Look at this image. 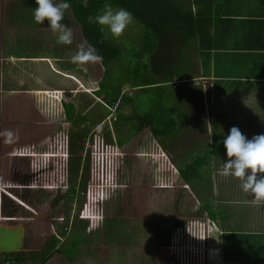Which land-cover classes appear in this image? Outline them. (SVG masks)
Returning a JSON list of instances; mask_svg holds the SVG:
<instances>
[{
  "label": "rangeland",
  "instance_id": "374dc122",
  "mask_svg": "<svg viewBox=\"0 0 264 264\" xmlns=\"http://www.w3.org/2000/svg\"><path fill=\"white\" fill-rule=\"evenodd\" d=\"M10 1L0 0V29L3 28V20H5L2 10L6 9ZM113 8L119 9L118 7ZM69 18L73 20L68 13ZM71 30L74 33V43H78L79 46L80 36L77 33V28L73 25ZM145 31V26L134 17L133 22L119 38H112L110 33L108 35L121 49L122 56L120 60L106 67V85H109L110 82L122 84L124 86L122 88L123 95H125L123 102H126V98L133 100L132 104H124L119 110L120 115L118 116L121 118L112 124L109 123V108L103 103L97 102L96 106L87 110L85 114L88 116L87 121L73 126L67 121L63 103L64 101H71L75 104L78 111L83 110L85 112L84 108L85 104L88 103V99L87 97L84 98L85 95L83 96L82 94H87L88 92L83 90L77 94L73 93L74 89H76L75 80L54 71L48 74L43 70V73H39L40 69L37 66L35 67L34 64L36 63L34 62L30 64L27 61L16 60L15 58L12 60L0 58V133H4L6 130L14 133L10 143H5L6 137L0 135L2 137L0 139V163L2 162L3 165V167H0V178H3L1 171H4L5 167L10 165L24 172L25 175L27 174V182L19 185L33 187L30 189L20 188L19 191H16L2 185L3 189H5L2 191L4 202L10 204V207H14L13 202L17 204L16 211L9 215L16 216L18 219L17 223H14L17 225L16 228L9 231V236L15 233L17 238L9 237L5 241L3 240V248L13 249L19 247L16 245L22 241L21 224L25 226L30 224L29 230L25 227L23 231L29 239L31 238L32 247L39 248L40 244L43 245L52 235L56 236L59 245L65 242H67L66 244L70 243L72 238L81 239L85 232L81 231L79 226H81L82 222L79 220H85L87 222L86 227L89 226V229L98 228L100 233H102L104 228L107 230V220L103 223V218L106 217L108 219L109 217V228L112 227L110 220L118 219L119 222L125 224L126 228L129 227L136 233L146 231V233L142 232V234H149L143 240L144 243L137 247L140 264H208L199 252L186 253L183 251V245L180 244V241L177 245L180 235L181 239H183L185 237L184 231L191 227L189 221L198 220V218L197 216L189 217L191 214L185 212V208L179 207L181 201H186V199L184 200L186 194L178 187V180L176 179V174H174L175 169L169 170L171 163L174 166V161L177 165L181 164L180 158L182 156L180 157V155L187 153V149L195 152L193 149H195L199 140L184 141L180 144L181 141L178 143V138L183 136V134L181 136H179L180 133H175L174 136L172 135L173 133L170 134L163 139H171V137H175V139L171 140L170 146L166 149L169 160L167 158L163 160L161 157L157 158L155 153L148 155L151 151L159 149L157 139V141H150L153 137L150 129L146 128L138 134L133 132V127L138 124L136 120H139L140 117L150 115L151 112H154V115L163 114L159 109H154L158 101L155 90L137 87L142 83V78L154 76H144L140 73V71L143 72L141 65L140 71L136 66L138 62L150 61V56L147 53L139 57L145 46ZM105 32H108L107 28H105ZM84 44L88 46L87 43ZM184 57L186 58V56ZM154 62L155 59H153ZM25 65L36 68V72L34 70V72L32 71L33 73L30 71L31 73L26 74L23 71L25 70ZM78 72L83 74L81 70H78ZM72 73H76L77 77H81L77 70ZM87 75L88 73H86V76L82 75V77L86 79L88 78ZM186 86V83L180 84L179 87L173 86L171 97L175 94V97L188 98L187 95L183 96ZM54 88L61 89L60 91L63 90L66 93L63 96H61L62 93L56 94L57 92L54 91ZM192 95L191 100L193 101L190 103L192 112L189 113V116L192 117L182 127L196 122L197 127L203 129L200 130L202 132L205 130L204 124H206L210 114L208 111L204 112L201 120L200 116L204 109L202 99L199 98L198 94L195 95L194 92H192ZM195 103L196 105H194ZM183 108L190 111L189 107L184 106ZM257 110L264 121V108ZM241 111H244L243 108ZM127 114L130 116H127ZM228 114L231 117L235 116L231 112H228ZM92 115L93 117H91ZM220 121L219 119L215 120L214 127L210 123L213 129L212 135L215 139L202 138L201 142L197 144L201 148V152H196V155H199V153L204 154L207 150L212 151L214 148L220 150L223 143L221 140L219 141L218 137L224 132L229 133L230 129L235 126L233 124L230 127V122H226L225 119ZM82 127L88 128V130L81 135V144L84 146L83 160L81 159L82 162L81 164L79 163L81 172L77 173L72 182L69 181L71 182L70 184L67 181L71 172L69 168L67 170L66 163L70 152L68 144L71 140L68 136L72 130L74 133L80 132ZM106 135H108V138L105 137ZM103 138H106V142L105 140L103 141ZM120 140H122V143H119ZM158 142L161 144L160 141ZM193 143L195 146H193ZM141 147L145 148L144 151H147V154L141 156ZM13 148L18 149L15 150V154L18 155L33 154L28 157L11 156ZM37 152H42V155L38 157L35 154ZM89 152L91 153L89 154ZM218 153L221 157L225 155V151H222V148ZM58 154H61V157H55ZM191 155L193 156L194 153L190 154L189 157ZM141 157L145 158L146 163L150 166L149 169L142 166ZM101 162H103L102 168L100 166ZM85 166H89V173L83 178ZM96 170H98L99 175L98 183L94 173L97 172ZM91 171L94 174L92 178L90 176ZM24 174L20 173L18 177H24ZM30 174H32V177H30ZM94 180L96 181L95 186L93 190H90ZM72 185L76 187V194L73 198H64V192ZM83 185L86 190L82 189ZM107 186H109L108 190ZM137 186L146 187L147 202L138 204V202H132L133 198L131 196H127V188L132 189ZM161 186L168 188L164 189V197L159 200L156 197L158 196V190L160 194L162 193V188H158ZM84 193L93 194L91 200L84 197ZM204 195L209 197L208 201L213 197L212 192L209 194L204 193ZM124 201L130 202V209L122 213L124 211ZM133 203L140 208L135 209ZM31 218L33 220H30ZM184 223L189 225L183 226L182 229V226L177 228V226L180 224L184 225ZM4 224L7 225L6 223ZM144 225L148 229H145ZM66 226L68 229H65ZM202 226L201 223H196L195 232L200 233ZM55 231L57 233L62 231L61 237H58ZM160 238L162 241L158 242ZM96 242L98 243L97 239ZM83 245L88 247V245ZM110 247L109 250L113 249V255L107 263L105 261V264H112V261L117 264H124V254L126 252L124 249L128 246L119 243L118 245L112 244ZM127 260L130 264H135V262L131 263L129 258ZM69 264L77 263L70 262ZM99 264L103 263L99 262ZM210 264L220 263L219 261H213Z\"/></svg>",
  "mask_w": 264,
  "mask_h": 264
},
{
  "label": "crops",
  "instance_id": "0c3cea01",
  "mask_svg": "<svg viewBox=\"0 0 264 264\" xmlns=\"http://www.w3.org/2000/svg\"><path fill=\"white\" fill-rule=\"evenodd\" d=\"M175 1L185 9H192L199 13L196 18H201V21L195 20L196 26L193 27L196 35L192 39H186V35L191 33L186 29L182 33H168L159 37L157 40L159 45L156 44L152 53H147L150 56V61L136 64L139 71L140 65L143 68V72L140 71L141 74L154 76L142 78V83L137 87L155 90L158 101L154 109L157 108L163 112V117H166L165 112H167L176 121V129L172 132L173 134H170L173 136L175 133H180L179 136L183 134L178 138V143L181 141L180 144L184 141L197 139L199 140L197 144H199L205 137L215 139L213 135H209L208 128L211 127L210 123L214 127L215 120L218 119L219 122L223 119L230 122V127L235 124L249 139L258 134H264V121L257 110L264 108V0ZM55 2L62 3L60 0H55ZM36 7H38L36 0H11L6 9L2 10L5 20H3V28L0 29V58L10 60L15 58L30 64L34 62L36 63L35 67L40 69L39 73H43V70L48 74L54 71L75 80L76 89L73 93L77 94L83 90L88 92L82 94L85 95L84 98L88 99L84 108L85 112L79 111L87 118L88 116L85 115L87 110L96 106L97 102L106 105L92 93L100 88V82L91 78L90 71L86 72L88 78L84 79L82 75L86 76L85 71L74 63L69 67L72 55L78 51V43L75 44L74 40L71 45L57 43L58 33L52 31L47 19L43 24H39L35 20L31 23L26 21L28 15L34 19ZM68 13L73 18L71 10L68 8L62 23L71 29L74 25L80 36V44L86 43L79 24L74 18L73 20L68 19ZM189 51L190 53L187 54ZM143 55L139 54V57ZM153 59H155L154 63ZM28 65H25V70H23L26 74L30 71L34 72V70L36 72V68ZM75 70L81 74V77H77ZM78 70L83 71V74ZM182 83L187 84L183 96L187 95L188 98L175 97V94L171 97L172 87H179ZM119 86L120 93L113 97L117 99L115 105L113 107L106 105L109 108L110 124L121 118L117 117L120 115L117 107L119 104L133 103L131 98H126V102H123L125 95H123L122 88L124 86L122 84ZM60 90L55 89L54 91L57 92L56 94L62 93L61 96H63L66 92ZM192 92L195 95L198 94L202 99L204 109L200 116L201 120L204 112L208 111L210 114L204 124L205 130L202 132L200 130L203 129L198 128L196 122L182 127L192 117L189 116V113L192 112L190 109V103L193 101L191 100ZM92 97L97 99L94 101ZM173 98L175 99L173 100ZM184 106L189 107L190 111L184 109ZM242 108L244 111H241ZM228 112L234 113L235 116H229ZM151 114L154 115V112ZM127 116L130 115L127 114ZM161 120L168 121L167 119ZM211 131L213 133L212 128ZM228 134L224 132L217 137L223 143ZM105 137L108 138V135ZM106 138H103V141L106 142ZM174 139L175 137L160 140L153 136L150 141L156 140L160 150L151 151L148 155L155 153L157 158L168 159L166 149ZM197 144L195 146L193 143L195 152L187 149V153L180 155V157L182 156L181 164L177 165L174 161V166L171 163L169 167V170L175 169L174 174L178 180V187L186 194V198H184L186 201H181L179 207L185 208V212L191 214L189 217L197 216L198 218V220L192 218L193 220L189 221L191 227L184 231L183 239L180 235L177 245L180 241L183 251L186 253L199 252L208 264L206 249L211 243H219V246L222 247V264H264V205L254 203V195L242 190L241 181L238 178L220 175L224 162L229 159L224 144L221 148L222 151H225V155L222 157L218 153L221 148L204 152V154L209 153V158L201 167L198 177L194 179L195 182L192 180L183 183L179 178L180 168H184L195 156L204 155L203 153L196 155V152H201V148ZM144 150L145 148L141 147V156L147 154V151ZM41 153L35 154L41 155ZM192 153L195 156L189 157ZM140 161L143 167L150 168L145 158H140ZM100 166L102 168L103 162L100 163ZM96 171L97 177L98 170ZM250 171L249 169L248 172L250 173ZM259 175L264 174H258V177ZM91 176L94 177V174ZM158 188L166 189L168 187ZM108 189L109 186H107ZM211 192L213 197L208 201L209 197L203 196V194ZM83 195L91 200L93 194L84 193ZM212 222L215 223V226ZM196 223L203 225L200 233L195 232ZM189 224H180L177 228L182 226V229L183 226ZM215 227L218 228L216 233L214 232ZM60 234L58 233V235ZM161 241L160 238L158 242Z\"/></svg>",
  "mask_w": 264,
  "mask_h": 264
},
{
  "label": "trees",
  "instance_id": "16d2710c",
  "mask_svg": "<svg viewBox=\"0 0 264 264\" xmlns=\"http://www.w3.org/2000/svg\"><path fill=\"white\" fill-rule=\"evenodd\" d=\"M60 1L70 4L69 9L71 10L74 20L81 28V34L85 42L88 45L95 47L97 54L103 57L102 62L88 63L83 67L87 68V71L91 72L90 75L93 80L100 82V88L92 92L93 95L105 102V104L109 107H113L117 102V99H114L113 97L120 93V86L119 84L116 86L111 82L109 85H106V67L112 62L120 60L122 51L109 37L107 39L103 38L105 29L104 32H102V26L88 22L87 17L89 15L95 16L98 13H101L105 4H111L113 7L123 8L131 12L133 17L140 21L146 29L144 34L145 46L143 51H141V54H144L145 52L152 53L156 44L157 46L159 45L157 43L158 38L163 37V35L168 33H182L188 29L191 33L186 35V39L194 38L196 35L193 30V27L196 26L195 20L201 21V18H196V15L199 13L194 12L192 9L187 10L183 8L175 0H88V7L86 8L83 6V0ZM26 21L31 23L34 19L28 15V19ZM70 66H72V62L69 63V67ZM63 106L66 118L68 119L67 121L72 122L73 126L83 124L87 121V118L77 110V107H75L73 102L64 101ZM123 106L124 104H119L117 106L118 111ZM165 114L166 117H163L161 113L140 117V121L136 120L138 121V124L133 127V132L138 134L148 128L151 130L152 136L160 140H162V138H166L170 133L175 131L177 123L172 117H170V115H168L167 112H165ZM117 117L119 118V116ZM161 119H167L168 121H162ZM87 130L88 128L82 127L80 132L74 133L72 130V132L69 133L68 137L71 138L69 143L70 152L68 153L69 158H67L66 163L67 170L68 168L70 169L71 175L67 182H72L77 176V173L79 174L81 172L80 164L83 160L82 156L84 153V146L81 144V135H83ZM90 153L91 152H89V154ZM208 158V152L203 156H195L191 162L186 164L184 168H180L179 178L183 181V183L191 182L197 178L201 167L207 162ZM88 167L89 166H85L83 169V178L87 173H89ZM92 174L93 172L91 171L90 176ZM92 177L93 176H91V178ZM96 181L98 183L99 175H97ZM96 181L94 180L90 190H93ZM71 182L69 183L71 184ZM82 189L86 190L84 185ZM127 189V196H131L133 198L132 202H138V204L140 202H147L148 195L145 194V186H137L132 189ZM162 193L160 194V191L158 190V196L156 198H159V200L162 199L164 197V189H162ZM75 194L76 187L72 185V187L68 188V190L64 192L63 197L73 198ZM133 205L135 209L140 208L134 203ZM123 207L124 211H122V213H125L128 209H130V202L124 201ZM105 220H107V230L104 228L102 233H100L98 228L89 229V226L86 227L87 222L82 221L83 224L81 223V226L79 227L81 231L83 230V232H85L84 236H82L81 239L72 238L71 242L68 244L65 242L64 244L59 245V241L56 236L52 235L43 243L40 251L32 252L31 259L38 261L39 264H69L70 262H76L77 264H99V262H101L105 264V261L107 263L113 255V249L109 250L110 245H118L119 243H122V245L128 246L124 249L126 251L124 254V264H130L127 258L131 260V263L135 262V264H140L139 250L137 247L144 243L143 240H145L149 234H142V232L146 233V231H139L136 233V231L129 229V227L126 228L125 224L119 222L118 219L110 220L112 227L109 228V217L108 219L104 217L103 223ZM58 221L60 222V220ZM144 228L148 229L145 225ZM60 233L63 232L61 231ZM96 239L98 240V243L96 242ZM83 244L88 245V247H84ZM112 264L117 263L112 261Z\"/></svg>",
  "mask_w": 264,
  "mask_h": 264
},
{
  "label": "clouds",
  "instance_id": "9594fccd",
  "mask_svg": "<svg viewBox=\"0 0 264 264\" xmlns=\"http://www.w3.org/2000/svg\"><path fill=\"white\" fill-rule=\"evenodd\" d=\"M36 4L38 7L34 10L35 22L43 24L47 19L52 31L58 33L57 43L71 45L73 32L62 23L65 11L70 7V4L56 3L55 0H36ZM83 6L88 7V0H83ZM87 19L89 23L102 26V32L107 28L108 32H105L103 37L107 39L109 33L112 38H119L123 35L125 29L133 22L134 17L126 9H114L111 4H105L101 13L95 16L89 15ZM102 61L103 57L97 54L96 48L90 45L86 46L84 43L78 46V51L71 57V62L82 67L84 71H87V68L83 67L84 65ZM208 133L210 136L212 135L211 127L208 128ZM0 135L6 137L5 143H10L14 133L6 130ZM223 144L229 159L224 162L220 175L238 178L241 181L242 190L254 195V203L264 205V175L258 177V174H264V134H258L249 139L238 127L233 126L223 140ZM65 153L67 156V151ZM58 156L61 157V154ZM214 232H218L217 227ZM206 252L209 264L213 261L223 263V250L219 243H211L207 246Z\"/></svg>",
  "mask_w": 264,
  "mask_h": 264
},
{
  "label": "flooded vegetation",
  "instance_id": "af4514ba",
  "mask_svg": "<svg viewBox=\"0 0 264 264\" xmlns=\"http://www.w3.org/2000/svg\"><path fill=\"white\" fill-rule=\"evenodd\" d=\"M0 139L2 137L0 136ZM15 150H18L16 148H13L11 150V156H19V157H24L23 155H18L15 154ZM13 151V152H12ZM42 155V154H41ZM30 156V154L28 155ZM25 156V157H28ZM0 167H3L2 162L0 163ZM3 178H0V264H39L38 261H34L31 259V255L33 251H40L42 248V245L40 244L39 248H33L32 246V240L31 238L27 236V234L23 231L25 230V227L27 230H29L28 225L21 224L20 227H22V241L18 243L16 246H19L18 248H13V249H6L5 247L3 248L2 244L3 242L8 239L9 237H14V239L17 238V235L15 233L10 234L9 236V231L13 228H16L17 225L14 223H17L16 221L18 220L16 216H12L9 214H13L15 208L17 207V204L13 202L14 207H10L7 202H4L2 198V191L5 190L3 189L2 185H4L7 188H12L13 190L19 191L20 188H26L30 189L33 188L32 186H24V185H19L22 184L23 182H27V174L25 175L24 172L19 171L17 168H14L13 166H6L4 171H1ZM14 172L16 173L14 175ZM23 173L25 176L24 177H18V174ZM16 176V178H15ZM30 177H32V174H30ZM15 178V179H14ZM25 184V183H24ZM34 213H37L33 211ZM5 216H11L14 218H8ZM30 220H33L32 218ZM11 221V222H10ZM6 223L7 225H5ZM29 223V222H28ZM4 240V241H3Z\"/></svg>",
  "mask_w": 264,
  "mask_h": 264
},
{
  "label": "built area",
  "instance_id": "2783aa9c",
  "mask_svg": "<svg viewBox=\"0 0 264 264\" xmlns=\"http://www.w3.org/2000/svg\"><path fill=\"white\" fill-rule=\"evenodd\" d=\"M212 224L215 226V223H214V222H212ZM65 229H68V227L66 226ZM56 235H57L58 237H61L60 235H58L57 232H56Z\"/></svg>",
  "mask_w": 264,
  "mask_h": 264
},
{
  "label": "water",
  "instance_id": "95a60500",
  "mask_svg": "<svg viewBox=\"0 0 264 264\" xmlns=\"http://www.w3.org/2000/svg\"><path fill=\"white\" fill-rule=\"evenodd\" d=\"M8 218H10V217H8Z\"/></svg>",
  "mask_w": 264,
  "mask_h": 264
}]
</instances>
